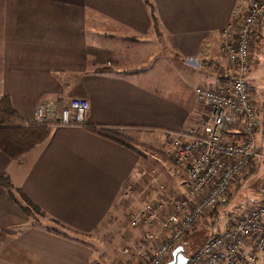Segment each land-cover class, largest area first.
Returning a JSON list of instances; mask_svg holds the SVG:
<instances>
[{"label": "crops", "instance_id": "crops-1", "mask_svg": "<svg viewBox=\"0 0 264 264\" xmlns=\"http://www.w3.org/2000/svg\"><path fill=\"white\" fill-rule=\"evenodd\" d=\"M248 2L0 0V96L10 97L26 122L44 100L82 96L89 100L88 123L119 130L136 143L142 127L157 129L166 136L162 151L167 129L197 124L207 113L195 88L228 83L234 65L222 49L221 31L233 9L243 12ZM258 24L252 35L259 34ZM262 59L247 79L257 111L254 136L264 141ZM240 129L233 124L228 140H238ZM49 132L16 158L0 151V173L14 185L0 184V264H94L97 247L73 232L89 237L116 230L125 240L119 218L142 206L129 211L127 190L143 182L156 186L145 181L152 175L143 163L136 164L141 154L121 142L83 124H55ZM254 164L232 181L230 194ZM175 169L179 175L172 172L163 183L177 195L184 170ZM159 190L151 200L168 197ZM24 196L44 214L26 212ZM127 229L136 232L133 244L145 228L129 223ZM120 256L117 264L126 258Z\"/></svg>", "mask_w": 264, "mask_h": 264}, {"label": "built area", "instance_id": "built-area-1", "mask_svg": "<svg viewBox=\"0 0 264 264\" xmlns=\"http://www.w3.org/2000/svg\"><path fill=\"white\" fill-rule=\"evenodd\" d=\"M233 9V19L221 31L222 49L234 65L227 84L198 85L197 99L208 111L197 124L177 130L167 129L168 143L162 153L183 168L186 193L157 200H145L129 216L130 226L142 227L135 243L123 246L121 264H163L172 248L196 221L226 202L232 181L239 178L262 153L254 136L257 111L247 82L251 66L252 32L264 13V0H250L244 13ZM240 14V15H239ZM89 100L82 96L66 103L47 99L36 106L28 124L80 125L87 122ZM241 124L240 138L228 140L226 134L235 123ZM166 184L159 185L164 189ZM258 201L239 210L223 228L198 245L187 264H264V183ZM127 195H132L129 188Z\"/></svg>", "mask_w": 264, "mask_h": 264}, {"label": "rangeland", "instance_id": "rangeland-1", "mask_svg": "<svg viewBox=\"0 0 264 264\" xmlns=\"http://www.w3.org/2000/svg\"><path fill=\"white\" fill-rule=\"evenodd\" d=\"M258 23L262 24V28L259 34H257L256 36L252 35L253 38L251 43V49L252 51L254 50V56L251 70L258 69L260 67V63L263 60L262 58L264 55V14L258 20ZM258 23L257 26L259 25ZM164 135V133L159 132L157 129L154 130L145 126L142 127V129L139 131V136L137 140L139 143L136 144L140 148L142 154L140 161L138 163L136 162V164L139 166L143 163V171H145V173L147 174L150 173V175H152H144L145 181H147V178L148 181L154 180L153 182L156 183V186L150 185L148 186L150 187V190H148L147 182H143L138 188L134 187L133 189L132 187L131 189H133L134 193L129 196L127 202V204L130 206L129 211H132L134 207L138 208L141 204H143V202H145V200H151L150 196L154 197L158 194V192H161V190H159L158 185L163 183V181H166L169 178V174L171 175L173 172L177 176L179 175L180 171L179 169L178 171H176L175 168L177 167L173 165L171 157L169 156V159L165 158V154L162 153L160 149L161 145L166 141V136ZM255 140L257 146L260 148L262 156L257 157L254 160V169L246 173V176L238 186H234L235 188L233 189L232 194L229 193L228 195V203L222 204L218 207L217 212H219V218H217L216 215L214 216L213 214H211L209 209L208 212H206V214H204L199 221H196L194 225L195 227L193 229H191L187 234L184 233V236L181 238V242L178 243L177 246H184L183 251L188 257L191 255L192 250L197 247V245H200L202 244V242H204L205 237L209 233L223 228L224 224H226L230 217L236 214L239 210L245 209V207H247L248 205H251L254 202L258 201L259 197L261 196V191L263 190L262 185L264 183V141L259 138H255ZM161 161L165 162L164 165H162ZM155 187H157V189ZM168 187L171 188L172 184L170 183ZM231 188H233V186ZM179 189H181L183 193H186L184 185H182V187L180 186ZM162 190H164L163 192L168 196L180 195V193H177V195H175L171 192V190L169 191L167 187ZM149 193H151L152 195H149ZM130 218L131 217L129 215L122 214L117 224V228L124 229L125 240H120L119 232H117L116 230L115 233H97L92 234L93 236L89 237H87V233H73L81 239H87L88 243H92L97 247L96 251L98 254L95 255H97L99 259L95 258L94 264H117L121 257L120 250L122 249V247L124 245L127 246L132 244L133 240L136 237L135 231H132L130 234V230L127 229V224L130 223ZM121 241H123V243ZM172 257L173 252L170 258Z\"/></svg>", "mask_w": 264, "mask_h": 264}, {"label": "trees", "instance_id": "trees-1", "mask_svg": "<svg viewBox=\"0 0 264 264\" xmlns=\"http://www.w3.org/2000/svg\"><path fill=\"white\" fill-rule=\"evenodd\" d=\"M221 77L224 78V75ZM11 103L12 101L7 95L4 94L0 96V151L4 152L5 155H8L10 158H16L20 154H23L30 150L33 146L35 147L36 144L43 141V139L47 138L50 134L49 127L51 125L46 124V122L37 123L33 121L28 124L26 121H23L20 116V112L16 110ZM83 127H87L92 131L95 130L100 135L108 136L109 139L115 142H121V144L132 148L136 153L142 154L140 148H138L135 144L136 141H134L131 137L121 133V131L119 130H113L108 127H97L95 126V124H90L88 122L83 124ZM0 184L9 188L14 187V185L11 183L9 174L6 173H0ZM24 200L25 202L23 208H25L26 212L33 213L34 211H36L40 214H44L43 210L27 196H24ZM228 201L229 200L227 199L226 202H222L216 205L214 208L209 210L210 213L214 216L216 215L217 218H219V212H217L218 207L222 204L228 203ZM215 232L216 231L209 233L205 237L204 242L209 239V235H212ZM204 242H202V244Z\"/></svg>", "mask_w": 264, "mask_h": 264}, {"label": "water", "instance_id": "water-1", "mask_svg": "<svg viewBox=\"0 0 264 264\" xmlns=\"http://www.w3.org/2000/svg\"><path fill=\"white\" fill-rule=\"evenodd\" d=\"M183 247V245H179L173 248V257L163 264H187L189 257L184 253Z\"/></svg>", "mask_w": 264, "mask_h": 264}, {"label": "bare ground", "instance_id": "bare-ground-1", "mask_svg": "<svg viewBox=\"0 0 264 264\" xmlns=\"http://www.w3.org/2000/svg\"><path fill=\"white\" fill-rule=\"evenodd\" d=\"M249 1H250V0H249ZM248 3H249V2H248ZM247 5H248V4H247ZM246 8H247V6H246ZM245 10H246V9H245ZM245 10H244V11H245ZM244 11H243V12L239 11V12H240V14H242V13H244ZM240 14H239V15H240ZM263 14H264V13H263ZM263 14H262V15H263ZM232 16H233V15H232ZM261 17H262V16H261ZM261 17H260V18H261ZM232 19H233V17H232ZM221 36H222V35H221ZM222 43H223V39H222ZM250 67H251V66H250ZM249 70H250V69H249ZM248 72H249V71H248ZM248 72H247V73H248ZM233 74H234V72H233ZM233 74H229V75H228V81H229L230 76H232ZM247 75H248V74H247ZM247 82H248V79H247ZM255 107H256V106H255ZM258 148H259V147H258ZM253 162H254V161H253Z\"/></svg>", "mask_w": 264, "mask_h": 264}]
</instances>
